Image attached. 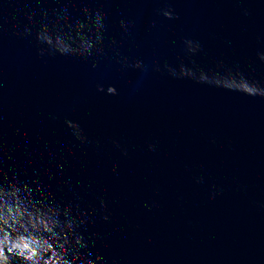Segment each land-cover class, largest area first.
Listing matches in <instances>:
<instances>
[{
	"label": "water",
	"instance_id": "1",
	"mask_svg": "<svg viewBox=\"0 0 264 264\" xmlns=\"http://www.w3.org/2000/svg\"><path fill=\"white\" fill-rule=\"evenodd\" d=\"M262 57L264 0H0V264H264Z\"/></svg>",
	"mask_w": 264,
	"mask_h": 264
},
{
	"label": "clouds",
	"instance_id": "2",
	"mask_svg": "<svg viewBox=\"0 0 264 264\" xmlns=\"http://www.w3.org/2000/svg\"><path fill=\"white\" fill-rule=\"evenodd\" d=\"M168 18H172L170 13H168ZM97 39H99V35L97 36ZM90 48H91V44L87 42L86 50L84 52H78L77 54L84 55L85 53L89 52ZM262 59H264V57H262ZM199 82L200 83H206V82H203V81H199ZM214 85L218 86V87L225 88V89H227L229 91L240 92V93H243V94L248 95V96H261V97H264V89L257 90L256 87L252 86V85H255V84H250L247 81H245V83L242 86H239V87H235V86L228 87V86H222V85H217V84H214ZM97 91H103V89L98 88ZM107 93L109 95H115L116 94V90L113 87H109L107 89ZM76 241H77L78 244L80 243L79 238H77ZM11 244H12V242H11V240L8 239L7 234H5L4 236L0 237V262H4V261L8 260V257L5 256V254H4V248H5V246H8V251L12 252L13 251V247L11 246ZM63 264H69V261L66 260L64 257H63Z\"/></svg>",
	"mask_w": 264,
	"mask_h": 264
}]
</instances>
